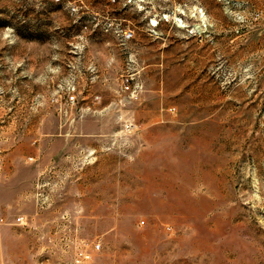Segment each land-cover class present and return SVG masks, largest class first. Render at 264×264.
I'll use <instances>...</instances> for the list:
<instances>
[{
  "label": "rangeland",
  "instance_id": "374dc122",
  "mask_svg": "<svg viewBox=\"0 0 264 264\" xmlns=\"http://www.w3.org/2000/svg\"><path fill=\"white\" fill-rule=\"evenodd\" d=\"M0 264H264V0H0Z\"/></svg>",
  "mask_w": 264,
  "mask_h": 264
},
{
  "label": "built area",
  "instance_id": "2783aa9c",
  "mask_svg": "<svg viewBox=\"0 0 264 264\" xmlns=\"http://www.w3.org/2000/svg\"><path fill=\"white\" fill-rule=\"evenodd\" d=\"M72 99H73V97H72ZM97 247L99 248V247H100V245L98 244V245H97Z\"/></svg>",
  "mask_w": 264,
  "mask_h": 264
}]
</instances>
